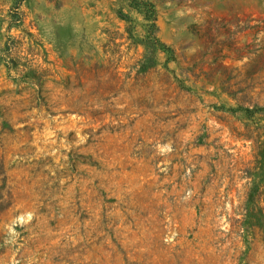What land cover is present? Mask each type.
Segmentation results:
<instances>
[{
    "label": "rangeland",
    "instance_id": "1",
    "mask_svg": "<svg viewBox=\"0 0 264 264\" xmlns=\"http://www.w3.org/2000/svg\"><path fill=\"white\" fill-rule=\"evenodd\" d=\"M237 105L264 0H0V264H264Z\"/></svg>",
    "mask_w": 264,
    "mask_h": 264
},
{
    "label": "trees",
    "instance_id": "2",
    "mask_svg": "<svg viewBox=\"0 0 264 264\" xmlns=\"http://www.w3.org/2000/svg\"><path fill=\"white\" fill-rule=\"evenodd\" d=\"M150 25L153 28H155L154 22H152ZM149 45L151 47L157 46V48L160 46L165 47V45L161 43L155 37V35L154 36L152 35V37L149 38ZM227 110L230 112H236L238 110H244L247 112H250V111L258 112V111H264V107L261 108V107H257L256 105H254L252 109H249L247 107H242L241 105H237L236 107H229L227 108ZM259 148L260 146H257L253 149V157H254L253 167L250 169H253L255 171L256 176L253 180L249 182V184H252L253 189L249 190L247 198L243 201V205H244V210L246 213L255 211V214H252V218L260 222L262 221V223L264 224V217L262 214V209L261 207L258 206V202L256 199L261 186L264 185V158H263V154H261L258 151Z\"/></svg>",
    "mask_w": 264,
    "mask_h": 264
}]
</instances>
